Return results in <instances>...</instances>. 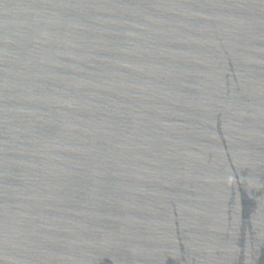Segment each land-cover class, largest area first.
I'll use <instances>...</instances> for the list:
<instances>
[{"label": "water", "instance_id": "1", "mask_svg": "<svg viewBox=\"0 0 264 264\" xmlns=\"http://www.w3.org/2000/svg\"><path fill=\"white\" fill-rule=\"evenodd\" d=\"M0 264H264V0H0Z\"/></svg>", "mask_w": 264, "mask_h": 264}]
</instances>
